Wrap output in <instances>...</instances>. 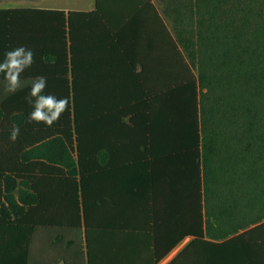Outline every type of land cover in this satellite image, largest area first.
Wrapping results in <instances>:
<instances>
[{"label": "trees", "instance_id": "trees-1", "mask_svg": "<svg viewBox=\"0 0 264 264\" xmlns=\"http://www.w3.org/2000/svg\"><path fill=\"white\" fill-rule=\"evenodd\" d=\"M236 9L220 0L198 2L194 22L185 28L193 34L173 43L175 67L166 70L160 89L159 120L151 111L142 126L130 117L132 140L143 146L144 197L148 185V253L154 258L147 261L118 252L111 258L92 247L93 103L77 99L75 79L65 72L62 81L60 69L47 79L46 94L70 101L51 127L26 123L32 109L25 100L0 101V264H157L187 236L178 254L217 264L224 262L212 257L250 253V242L264 240V0H245ZM76 13L0 7V61L6 51L24 46L34 61L54 59L58 66L63 48L67 63L68 29L72 41ZM70 63L73 70L72 58ZM13 122L20 128L15 142L9 140ZM158 135L164 143L160 161L154 156ZM159 179L168 196L157 221L153 199ZM168 225L177 230L172 243L162 242L172 238L159 228ZM50 233L58 256L45 260ZM167 264H177V255Z\"/></svg>", "mask_w": 264, "mask_h": 264}, {"label": "crops", "instance_id": "crops-1", "mask_svg": "<svg viewBox=\"0 0 264 264\" xmlns=\"http://www.w3.org/2000/svg\"><path fill=\"white\" fill-rule=\"evenodd\" d=\"M220 1L225 7L237 8V12L240 5L244 7L245 4V0ZM198 2L203 4L206 0H81L77 6L11 5L80 12L73 16L72 41L68 29L72 49L68 47L67 63L62 48L61 66L54 59L39 57L21 74V80L37 75L53 78L54 69H60L62 81L65 72L67 78L69 74L75 79L77 99L93 103V181L96 199L90 235L94 250L103 255L110 254L111 258H114V252L132 261L154 258L148 253L150 216L148 185L145 197L143 195V146L132 140L130 117H138L142 126L151 111L158 113L159 120L160 106L162 109L164 107V95L160 96V89L166 85V70L175 67L176 48L173 43L177 45V37L193 34L186 33L185 28L194 22ZM25 90L29 89L26 87L0 101L25 100L28 93ZM11 109V115H16L14 107ZM11 125H15V122ZM139 131L144 130L140 128ZM163 149L164 143L158 135L154 147L157 161L162 158ZM138 186L140 189H137ZM165 189L164 180H157L153 199L157 221L164 215V201L168 196ZM174 201L173 197L171 202ZM172 213L176 211L173 209ZM172 223H175V215ZM159 228L172 232V238L162 242L172 243L177 237L175 227L168 225L167 228ZM129 237L131 240H128ZM55 241L53 233L45 236V260L58 256ZM189 241L187 236L175 243L157 264H167L176 255L177 264H197L194 262L205 259L195 254L177 253ZM250 243L253 244L250 253H230L211 259H222L224 262L217 264H264V240ZM39 244H42V240Z\"/></svg>", "mask_w": 264, "mask_h": 264}, {"label": "clouds", "instance_id": "clouds-1", "mask_svg": "<svg viewBox=\"0 0 264 264\" xmlns=\"http://www.w3.org/2000/svg\"><path fill=\"white\" fill-rule=\"evenodd\" d=\"M34 62L33 51L24 46L5 52L3 61H0V76H2L0 100L27 87L29 91L24 99L32 110L27 116L26 123H43L45 126L51 127L65 111L69 110L70 101L68 98H57L53 94H46L47 78L45 76L37 75L21 80V74ZM19 134V126L13 125L9 140L15 142L19 138Z\"/></svg>", "mask_w": 264, "mask_h": 264}, {"label": "rangeland", "instance_id": "rangeland-1", "mask_svg": "<svg viewBox=\"0 0 264 264\" xmlns=\"http://www.w3.org/2000/svg\"><path fill=\"white\" fill-rule=\"evenodd\" d=\"M81 0H0L1 6H11L17 4H38L50 6H77ZM188 240V239H187Z\"/></svg>", "mask_w": 264, "mask_h": 264}]
</instances>
